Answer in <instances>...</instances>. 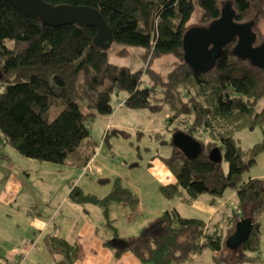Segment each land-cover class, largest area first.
I'll return each instance as SVG.
<instances>
[{
  "label": "trees",
  "instance_id": "16d2710c",
  "mask_svg": "<svg viewBox=\"0 0 264 264\" xmlns=\"http://www.w3.org/2000/svg\"><path fill=\"white\" fill-rule=\"evenodd\" d=\"M44 1L94 7L111 28L112 43L144 48L148 62L136 69L109 62L106 50L93 44L94 27L48 25L21 14L10 0H0V143L11 145L22 156L80 170L96 152L91 123L98 115L112 113V98L118 93H126L123 105L131 110L166 108L169 122L176 121L173 130L200 142L202 150L187 158L170 139L173 153L162 161L175 182L160 185L162 195L190 203L202 193L216 197L233 189L235 203L226 218L234 226L241 217L252 219L251 233L238 247L241 252L257 251L264 179L242 180V174L264 152V107L255 110L264 98V69L232 54V42L211 70L195 71L183 60V35L197 7L202 25H207L227 4L235 12L234 20L253 22L255 31L264 0ZM263 41L257 35L255 45ZM165 57L174 58L176 64L163 74L151 63ZM254 126L261 128L263 140L244 151L234 133ZM214 147L221 152L218 163L208 156ZM69 197L102 207L106 218L112 202L130 207L136 202L119 177L103 197L85 193L77 185ZM107 224L112 227L109 220ZM112 229L115 255L127 250L143 263L179 264L206 248L220 251L224 246L216 223L182 216L176 209L164 210L127 240Z\"/></svg>",
  "mask_w": 264,
  "mask_h": 264
},
{
  "label": "rangeland",
  "instance_id": "374dc122",
  "mask_svg": "<svg viewBox=\"0 0 264 264\" xmlns=\"http://www.w3.org/2000/svg\"><path fill=\"white\" fill-rule=\"evenodd\" d=\"M260 8L262 11L255 31L262 41L264 40V3ZM200 13L201 10L197 7L191 16L190 26L202 25ZM145 52L142 47L112 43L106 50V57L109 62L136 69L148 62ZM151 64L166 74L174 67L176 61L172 57H165L155 59ZM124 93L122 91L120 95L112 98L111 114L96 116L90 126V138L96 145L94 162L93 160L90 162L94 169H99V173H82L83 176H79L78 169L25 157L11 145L0 143L3 147L0 149V260L7 258L10 242L18 239L27 230L31 216L44 221L54 211L59 212L60 217L71 219L73 216H69V213H71L70 206L73 205L82 212H89L90 217L95 221L98 220V216H103L102 220L106 218L102 207L90 202L78 203L70 199L69 192L74 184L81 187L85 193L99 197L107 194L116 177L120 178L121 183L132 191L136 202L132 207L112 202L108 206L106 219L112 220L113 227L123 237L136 236L152 217L160 215L164 210L176 209L182 216L207 220L210 217V210L207 207L210 200H214L213 207L225 201L229 211H232L235 195L231 188L225 189L220 196L214 198L207 193L200 194L199 201L205 204L202 207L184 203L177 196L166 199L162 195L161 183L149 166L153 160L171 156L173 147L170 145V139L175 132L173 128L176 126V121L169 122L170 114L166 108L155 112L149 109L126 108L123 105ZM118 102H121L120 107H117ZM263 107L264 98H261L255 110L259 111ZM82 110L85 108L82 107ZM178 127H182L181 124ZM234 138L246 151L263 140V132L258 126L243 127L234 133ZM222 166L226 169L225 161H222ZM9 177L21 183L20 191L10 200L4 199L1 195ZM107 178L108 181H100ZM248 178L264 179V152L258 153L255 163L242 174V180ZM127 220L132 226L126 227ZM259 220L261 226L257 251L241 252L239 247L229 246L227 239L234 232L235 226L225 217L222 222L216 221L220 223L221 226L219 224L218 226L224 237L222 250L212 251L206 248L190 260L179 264H264V217H259ZM103 223L101 232L111 233L112 228L107 224L108 221Z\"/></svg>",
  "mask_w": 264,
  "mask_h": 264
},
{
  "label": "water",
  "instance_id": "95a60500",
  "mask_svg": "<svg viewBox=\"0 0 264 264\" xmlns=\"http://www.w3.org/2000/svg\"><path fill=\"white\" fill-rule=\"evenodd\" d=\"M10 2L25 16H32L42 22L58 26L75 23L83 27H94L96 34L93 44L107 50L113 42L111 28L100 12L92 6L51 4L44 0H10ZM235 12L229 4L225 5L220 15L207 25L189 27L183 35V60L195 71L211 70L223 49L234 42L232 54L241 59H248L251 63L264 69V41L255 45L257 35L251 21L239 22L234 20ZM3 74L0 69V79ZM171 143L187 158H195L201 153L200 142L182 131H175ZM209 159L218 163L221 152L214 147L209 152ZM253 227L252 219L241 217L235 224L234 232L228 237L227 243L237 248L249 237Z\"/></svg>",
  "mask_w": 264,
  "mask_h": 264
},
{
  "label": "crops",
  "instance_id": "0c3cea01",
  "mask_svg": "<svg viewBox=\"0 0 264 264\" xmlns=\"http://www.w3.org/2000/svg\"><path fill=\"white\" fill-rule=\"evenodd\" d=\"M125 96L126 93H124L123 97L125 98ZM107 126L109 125L107 124ZM91 160L94 162L93 157ZM149 169L154 171V175L159 179L161 185L175 182V177L166 167L162 159L153 160L150 163ZM81 170L79 176L82 175ZM20 188L21 183L17 179L9 177L3 186L1 195L4 199L8 198L10 200L14 194L20 191ZM199 197L187 204H196L199 207H202V205L205 206L203 202L200 203ZM181 201L183 200L181 199ZM183 202L186 203L185 201ZM208 202L209 200L206 203L208 204ZM224 202L213 207L214 200H210L209 206L207 207L210 210V217L207 219L209 224L216 223L220 225L216 221L221 220L222 222L223 218L228 215L230 211ZM70 210L71 213H69V216H73L71 219L60 217L58 215L59 212L55 213L54 211L44 221L31 216L27 230L18 239H13L10 242L7 249V258L0 260L1 264H12L15 261L19 264H146L127 250L120 252L117 256L115 255L116 247L111 243L115 237L113 229H111V233L109 234L106 232L102 233L100 230L104 225L103 222L108 221V219L105 218L102 220L104 217L98 216V220L95 221L90 217L89 212H82L73 205L70 206ZM219 213L221 215L217 216ZM109 221L111 222L112 220ZM125 225L126 227H130L132 223L127 220ZM114 229L119 238L127 240L134 237H123L119 235L116 228ZM61 234L63 236H60Z\"/></svg>",
  "mask_w": 264,
  "mask_h": 264
},
{
  "label": "built area",
  "instance_id": "2783aa9c",
  "mask_svg": "<svg viewBox=\"0 0 264 264\" xmlns=\"http://www.w3.org/2000/svg\"><path fill=\"white\" fill-rule=\"evenodd\" d=\"M121 106V102L117 103V107ZM89 172H96L99 173L98 169H94L91 165V162H89L82 170V173H89ZM12 264H19L18 262H13Z\"/></svg>",
  "mask_w": 264,
  "mask_h": 264
}]
</instances>
